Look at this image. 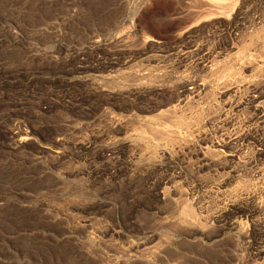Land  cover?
<instances>
[{
  "label": "rangeland",
  "instance_id": "rangeland-1",
  "mask_svg": "<svg viewBox=\"0 0 264 264\" xmlns=\"http://www.w3.org/2000/svg\"><path fill=\"white\" fill-rule=\"evenodd\" d=\"M146 1L0 0V264H246L264 245V210L255 225H245L248 237L222 230L216 220L205 228L199 224L205 206L217 215L235 197L247 209L253 205L242 193L220 197L214 186L221 178L196 173L190 157L195 136L161 143L149 172L133 171L141 166L133 157L138 151L129 150L123 168L104 152L124 136L113 131L116 122L128 126V136L145 133L142 119L156 111L143 107L163 101L152 95L119 102L96 98L102 86H114L107 85L115 72L105 63L128 52L112 55L124 49L111 38L117 25L132 26ZM248 4L252 15L264 13V0ZM162 11L152 32L169 43L179 28H170ZM92 37L103 41L100 51ZM137 38L128 42L132 51L140 50ZM237 119L228 132L244 129L264 139V126L252 130ZM258 144L246 143L230 164L238 170L232 186L254 183L243 164ZM125 166L133 168L130 173ZM179 173L177 184L188 195L177 205L156 187L165 175Z\"/></svg>",
  "mask_w": 264,
  "mask_h": 264
},
{
  "label": "bare ground",
  "instance_id": "bare-ground-1",
  "mask_svg": "<svg viewBox=\"0 0 264 264\" xmlns=\"http://www.w3.org/2000/svg\"><path fill=\"white\" fill-rule=\"evenodd\" d=\"M251 1L237 4L236 0H147L139 8L132 26L117 25L118 34L111 38L124 43V49L121 52L117 49L112 55L128 52L122 60L109 57L104 62L115 72L107 84L114 86L104 88V85L96 91V98L102 102L130 101L132 97L141 99L145 95L163 99L143 107V111H156L153 116L142 119L145 133L128 136V126L116 122L113 131L124 136L112 141L104 152L109 153L111 159L120 160L123 168L129 150L138 151L133 157L141 166L135 170L125 166L124 172L130 173L132 169L149 172L157 150L162 148L161 143H176L195 136L198 144L191 146L190 157L196 173L206 170L219 176L221 179L214 191L220 197L242 193L253 205L247 209V205L241 204V198L235 197L232 203L221 206L217 215L209 213V206H205L208 213L198 222L205 228L216 220L222 223V230L230 229L240 237L250 234L245 231V225L254 224L255 216L264 210V139L256 140L253 132L244 129L227 131L238 117L246 127L253 126L252 130L264 126V13L252 15L254 8L248 4ZM163 9L170 18V28H179L169 43L165 36L152 32L153 19L161 16ZM187 11L191 12V22L184 24ZM136 35L141 47L139 51H132V44L128 42ZM101 41L100 37H92L99 51L103 46ZM153 51L155 53L150 54ZM27 140V136L21 137L18 143ZM251 140L262 146H255L253 156L245 162L242 160L245 170L246 166L250 167L248 174L254 183L237 182L232 186L238 170L230 164L240 159L243 148ZM160 154L168 159L166 150ZM154 167L158 169L159 165ZM180 177V173L165 175L156 187L159 196L178 205L180 199L188 195V190L177 184L176 179ZM262 224L260 239L264 242V222ZM209 239L212 237L208 236ZM250 255L252 261L246 264H264V245L255 247Z\"/></svg>",
  "mask_w": 264,
  "mask_h": 264
}]
</instances>
